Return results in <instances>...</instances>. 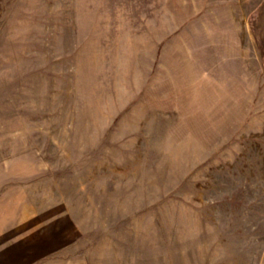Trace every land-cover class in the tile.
<instances>
[{
    "label": "rangeland",
    "instance_id": "rangeland-1",
    "mask_svg": "<svg viewBox=\"0 0 264 264\" xmlns=\"http://www.w3.org/2000/svg\"><path fill=\"white\" fill-rule=\"evenodd\" d=\"M0 264H264V0H0Z\"/></svg>",
    "mask_w": 264,
    "mask_h": 264
},
{
    "label": "crops",
    "instance_id": "crops-1",
    "mask_svg": "<svg viewBox=\"0 0 264 264\" xmlns=\"http://www.w3.org/2000/svg\"><path fill=\"white\" fill-rule=\"evenodd\" d=\"M0 220H2V219H0ZM1 231V230H0Z\"/></svg>",
    "mask_w": 264,
    "mask_h": 264
}]
</instances>
